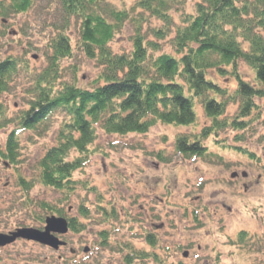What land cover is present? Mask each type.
<instances>
[{
    "label": "rangeland",
    "instance_id": "374dc122",
    "mask_svg": "<svg viewBox=\"0 0 264 264\" xmlns=\"http://www.w3.org/2000/svg\"><path fill=\"white\" fill-rule=\"evenodd\" d=\"M34 1L29 11L0 16V59L11 55L24 65L10 89L0 93V111L6 116L0 125L1 146L8 133L20 126L18 115L34 97L32 82L47 68L50 44L64 30L62 27L73 53L57 60L59 75L51 80L55 89L64 82L86 88L101 82L100 63L81 46L80 18L66 16L60 0ZM135 1L98 0L95 5L99 13L112 6L129 11L125 27L109 44L115 53L132 48L135 26L130 20L149 15ZM197 1L181 0V6L170 11L174 22L183 19V13L194 14ZM160 22L152 20L151 25L161 26ZM159 43L162 51L173 53L167 41ZM238 63L237 76L230 70L219 73L215 69L209 70V75L228 91L237 88V77L253 83L251 66ZM254 100L256 106L244 118L241 129L227 126L203 140L211 151L209 158L174 152V140L179 134H198L200 126L209 122L199 105L195 126L157 123L146 133L123 136L98 129L95 152L83 169L74 172L76 182L67 200L59 202L66 189H51L38 178L33 180L29 194L34 201L45 200L64 208L63 215L48 211L46 216L75 218L83 229L73 232L69 228L66 235L59 236L67 242L66 247L56 250L38 241L16 239L0 248V264H67L66 258L60 259L65 256L67 260L75 258L73 264H120L130 250L144 252L141 261L145 264H264V249L252 251L245 247L259 238L264 240V97ZM237 111L238 104L230 102L225 117L231 120ZM64 113L63 108L51 113L47 129L18 134L21 162L17 169L27 178L36 174L35 164L43 152L57 143ZM158 152L163 156L157 157ZM233 173L237 175L232 177ZM16 178V170L0 158V233L23 226L42 228L45 223L35 221V212L17 202L26 198ZM80 205L87 209L86 216L79 213ZM100 231H106L107 244H100ZM151 233L156 240L154 247L144 238ZM240 233L248 237L246 244L239 241ZM119 242L123 243L119 251L111 247ZM87 246L92 253H99L96 261L89 259L95 253L84 260L82 248ZM69 248L75 250L74 257ZM153 249L156 260L148 258L155 254Z\"/></svg>",
    "mask_w": 264,
    "mask_h": 264
},
{
    "label": "trees",
    "instance_id": "16d2710c",
    "mask_svg": "<svg viewBox=\"0 0 264 264\" xmlns=\"http://www.w3.org/2000/svg\"><path fill=\"white\" fill-rule=\"evenodd\" d=\"M9 1L0 0V16L29 11L35 3L34 0ZM97 1L60 0V5L66 16L80 18L81 46L100 63L101 82L91 88L64 82L55 89L51 80L59 75L57 60L73 53L69 36L62 27L64 30L50 44L52 53L47 55V68L32 82L34 97L18 115L17 126H20L10 131L5 143L0 145V158L16 170V183L26 198L17 202L34 211L38 223L44 222L48 211L63 215L64 208L31 199L33 180L38 178L51 189H66L59 202L67 200L66 196L74 190V172L83 169L95 152L93 143L98 129L108 135L123 136L146 133L157 123L195 126L199 105L209 122L200 126L198 134L194 131L179 134L174 140V152L186 157L209 158L211 151L203 140L227 126L241 129L244 118L256 106L254 99L264 97V0H199L195 13H183L184 18L179 22H174L170 11L181 6V0H136V6L149 15L130 20L135 26L132 48L121 54L113 52L109 44L125 27L129 11L112 6L99 13L95 11ZM152 20L161 21V26L151 25ZM142 27H147L145 32ZM163 40L169 43L173 53L162 51L159 42ZM239 61L251 66L255 74L253 83L237 77V88L228 91L209 75L208 71L215 69L219 73L230 70L237 76ZM21 69L24 65L11 55L0 59V93L10 89ZM230 102L238 104L231 120L225 117ZM60 108L65 110V118L59 123L57 143L43 152L35 164L36 174L27 178L17 169L21 162L18 134L29 129L34 132L47 129L50 114ZM5 117L0 111V125L6 121ZM158 156L163 153L158 152ZM78 209L80 214L87 215L83 205ZM69 220L71 231L83 229L75 218ZM99 234L102 244H107L106 231ZM148 238L154 243L153 238ZM238 239L246 244L248 237L240 233ZM122 246L119 242L111 247L120 250ZM245 247L252 251L264 249V240L259 238ZM130 252L125 257L128 261H131ZM145 255L137 254L140 259Z\"/></svg>",
    "mask_w": 264,
    "mask_h": 264
},
{
    "label": "water",
    "instance_id": "95a60500",
    "mask_svg": "<svg viewBox=\"0 0 264 264\" xmlns=\"http://www.w3.org/2000/svg\"><path fill=\"white\" fill-rule=\"evenodd\" d=\"M235 174L236 173H233L231 176L233 177ZM45 221L47 224L44 227V230L34 227H23L18 228L9 234L0 233V246L11 243L13 240L20 237L26 238L28 240L38 241L39 243L49 245L56 250L60 245H64L65 242L59 240L54 234L55 232L65 234L68 229V222L66 219L56 216L47 217Z\"/></svg>",
    "mask_w": 264,
    "mask_h": 264
},
{
    "label": "flooded vegetation",
    "instance_id": "af4514ba",
    "mask_svg": "<svg viewBox=\"0 0 264 264\" xmlns=\"http://www.w3.org/2000/svg\"><path fill=\"white\" fill-rule=\"evenodd\" d=\"M148 237H150V238H153V234L151 233V234H147V235H145L144 236V238H145V240H146V242L149 244V246L151 247H154L155 245H156V240L154 239L153 241H154V243H150V241H149V238ZM152 252H154L155 254H152L151 256H149L148 258L149 259H151V260H156L155 258H156V255H157V253H156V251H155V249H153V251ZM96 255H93L92 257H94V258H92V257H89V259H95V261H96V259H98L97 258V255L99 256V253L98 252H94ZM94 253H92V251H90V252H88V254H85L84 255V258L85 257H88V255H90V254H94ZM142 253H144V252H142ZM185 254H183V256L185 255H187V252H184ZM131 255V261L129 260H126V258L124 257L123 258V260H124V262L123 263H120V264H145V263H143V261H141L140 260V258H138V256L137 255H135V253H133V254H130ZM141 261V262H140ZM155 264V263H154Z\"/></svg>",
    "mask_w": 264,
    "mask_h": 264
}]
</instances>
